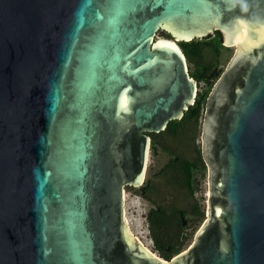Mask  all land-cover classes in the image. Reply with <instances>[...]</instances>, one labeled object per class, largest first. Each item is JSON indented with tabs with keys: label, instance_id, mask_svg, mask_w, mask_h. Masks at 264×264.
I'll return each mask as SVG.
<instances>
[{
	"label": "water",
	"instance_id": "1",
	"mask_svg": "<svg viewBox=\"0 0 264 264\" xmlns=\"http://www.w3.org/2000/svg\"><path fill=\"white\" fill-rule=\"evenodd\" d=\"M239 3L0 0V264H264V0ZM216 32L235 53L205 103L207 216L166 260L131 230L126 188L148 133L196 101L179 43Z\"/></svg>",
	"mask_w": 264,
	"mask_h": 264
},
{
	"label": "trees",
	"instance_id": "2",
	"mask_svg": "<svg viewBox=\"0 0 264 264\" xmlns=\"http://www.w3.org/2000/svg\"><path fill=\"white\" fill-rule=\"evenodd\" d=\"M167 36L170 38L169 34ZM179 46L186 56L188 68L194 66V70L189 68L191 77L196 79L198 86L203 81L206 88L198 92L194 105L181 120L170 121L160 133H148L152 140L151 151L156 153L161 149L170 155L155 175L159 180L150 179L149 186L142 188L144 193L133 187L126 188L141 193L155 206L148 214L150 236L159 256L166 260L183 251L191 240L192 233L186 232V228L205 219L204 211L194 199L200 182L198 175L206 174L201 146L196 144L197 134L201 132L207 96L224 71L219 68L222 50L228 49L223 46L219 32L202 40L180 42ZM181 214L185 216L186 225H183Z\"/></svg>",
	"mask_w": 264,
	"mask_h": 264
},
{
	"label": "rangeland",
	"instance_id": "3",
	"mask_svg": "<svg viewBox=\"0 0 264 264\" xmlns=\"http://www.w3.org/2000/svg\"><path fill=\"white\" fill-rule=\"evenodd\" d=\"M159 37L169 38L166 32L160 31L158 33ZM171 38V37H170ZM235 53V47H230L228 49L222 50V56L219 63V68H226L229 61L233 57ZM208 58H211L208 56ZM212 59V58H211ZM190 70H194L193 65H189ZM206 88L205 83L202 81L198 86V92L203 91ZM205 109V108H204ZM204 112V111H203ZM204 116V113H203ZM203 123V118H202ZM202 131V127H201ZM197 145L201 146V132L197 134ZM170 155L161 149H158L156 153L150 152L148 169L146 174V180L150 178L151 180L158 181L159 178H155V175L162 169V167L168 162ZM198 179L200 182L198 183V191L194 195V199H196L199 203L201 210L204 211L205 219L207 216V196H208V184H207V167L205 176L198 175ZM137 189V188H134ZM139 190V188L137 189ZM173 193V191H168ZM154 207L153 203H151L148 199L144 198L141 193H138L134 190H126L125 194V214L127 220L129 222L130 228L133 233L139 237V239L145 244L151 251H153L156 255L159 256V252L155 249L154 242L150 236L149 230V222H148V214L150 210ZM203 219L200 223H191L189 227L186 228V232L192 233L191 240L188 241L185 249L189 244L193 242L196 232L201 227Z\"/></svg>",
	"mask_w": 264,
	"mask_h": 264
},
{
	"label": "clouds",
	"instance_id": "4",
	"mask_svg": "<svg viewBox=\"0 0 264 264\" xmlns=\"http://www.w3.org/2000/svg\"><path fill=\"white\" fill-rule=\"evenodd\" d=\"M238 6H239L241 12H243V13L248 12L247 0H240V3L238 4Z\"/></svg>",
	"mask_w": 264,
	"mask_h": 264
},
{
	"label": "flooded vegetation",
	"instance_id": "5",
	"mask_svg": "<svg viewBox=\"0 0 264 264\" xmlns=\"http://www.w3.org/2000/svg\"><path fill=\"white\" fill-rule=\"evenodd\" d=\"M157 175V174H156ZM149 180H150V178H148L147 180L145 179L144 180V183L142 184V186L139 188V190H141V192L142 193H144L145 191L142 189V188H144V187H147V186H149ZM208 184V183H207ZM199 185V184H198ZM199 187V186H198ZM198 191V190H197ZM197 191H196V193H197ZM195 193V194H196ZM208 195H209V193H208ZM208 197V196H207ZM208 199V198H207ZM198 205H199V203H198ZM208 205V204H207ZM155 207V206H154Z\"/></svg>",
	"mask_w": 264,
	"mask_h": 264
},
{
	"label": "snow or ice",
	"instance_id": "6",
	"mask_svg": "<svg viewBox=\"0 0 264 264\" xmlns=\"http://www.w3.org/2000/svg\"><path fill=\"white\" fill-rule=\"evenodd\" d=\"M163 47L168 48L176 53H179V49L175 45L167 44V45H164Z\"/></svg>",
	"mask_w": 264,
	"mask_h": 264
},
{
	"label": "bare ground",
	"instance_id": "7",
	"mask_svg": "<svg viewBox=\"0 0 264 264\" xmlns=\"http://www.w3.org/2000/svg\"><path fill=\"white\" fill-rule=\"evenodd\" d=\"M142 242V241H141Z\"/></svg>",
	"mask_w": 264,
	"mask_h": 264
}]
</instances>
